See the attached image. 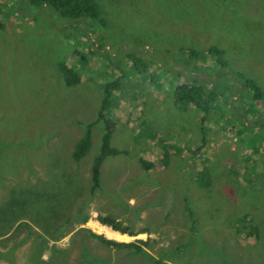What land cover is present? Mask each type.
Masks as SVG:
<instances>
[{
	"label": "rangeland",
	"instance_id": "rangeland-1",
	"mask_svg": "<svg viewBox=\"0 0 264 264\" xmlns=\"http://www.w3.org/2000/svg\"><path fill=\"white\" fill-rule=\"evenodd\" d=\"M98 1L107 21L100 28L28 0H0V213L16 210L21 189L34 188L40 209L64 213L57 231L37 228L39 240L2 237L0 264H35L39 242L40 264H264V151L256 149L264 140V0ZM211 46L223 55L204 56ZM185 48L200 58L183 57ZM133 51L148 70L129 63ZM67 67L83 80L68 85ZM193 67L224 92L210 97L205 120L170 90ZM119 76L112 144L123 152L104 160L102 185L92 191L105 130L98 111L105 84ZM246 78L263 91L260 109ZM89 125L92 146L75 161ZM143 158L154 167L145 169ZM99 214L132 233L102 224ZM244 215L260 229L255 242L238 231ZM50 217L43 222L56 220ZM88 229L144 243L140 250L106 246Z\"/></svg>",
	"mask_w": 264,
	"mask_h": 264
},
{
	"label": "trees",
	"instance_id": "trees-1",
	"mask_svg": "<svg viewBox=\"0 0 264 264\" xmlns=\"http://www.w3.org/2000/svg\"><path fill=\"white\" fill-rule=\"evenodd\" d=\"M29 4L37 9H47L51 12H55L59 17L65 18L71 21L77 22V26L81 27V22L90 21L94 26L100 28V26H105L107 21L105 17H103L102 6L98 0H28ZM68 27V26H65ZM95 43V39L93 41ZM184 53L183 57L188 58L190 60L199 59L201 56V52L194 48H185L183 49ZM204 56L207 55H216L221 57L223 55V51L216 46H211L208 49L204 50ZM127 60L131 63L137 71H145L148 70V63L145 58L136 53L135 51L131 52L127 55ZM219 66L217 70L222 73L225 61L220 60ZM222 65V66H221ZM155 66V65H154ZM159 66V65H158ZM187 78L185 76L180 77L178 80L172 82V95L176 103L178 104H186L194 106L200 109L203 113V119L208 116L211 111V107L209 106L210 97L223 95L224 92L216 90L220 86L218 84L217 77L216 82L214 84L213 78L210 80L212 86L207 82L200 81L199 75L196 73V70L193 68H188ZM64 78L68 85L78 84L83 80L82 74L77 71L74 67H67L64 69ZM220 73V76L223 75ZM224 78V77H220ZM215 79V78H214ZM245 85L253 91L255 102L257 104L258 109L261 108L263 91L260 86L252 79L246 78ZM122 88L121 77L119 76L117 79L112 80L105 84L104 88V97L101 103V106L98 111V119L102 120L104 123V133L102 135L101 145L99 153L94 158L91 167L92 173V191L99 189L102 185L101 176H102V164L104 160L109 156H118L123 151L118 149L112 144V136L115 131L116 122L114 121V117L116 115L115 108L116 102H114L113 97L118 90ZM230 95H236V92H233ZM113 109V110H112ZM114 116H113V115ZM252 116V115H250ZM92 126L89 125L86 129L84 135L77 142L74 151L72 152V158L75 161H79L82 159L90 150L92 146ZM257 133V132H256ZM259 134V133H258ZM263 149L256 148L258 152L264 151V140H263ZM166 155V152H165ZM142 166L149 170L154 167L155 163L151 160L141 159ZM35 189V188H34ZM33 189V190H34ZM24 195L22 201L17 204H14L17 209H11V213L7 208L5 212L0 213V239L2 237L7 238V241L10 239H17L19 234L28 233L31 236H34L39 240L40 226H46L54 229V232L61 226L60 220L64 213L58 208H54V210H42L40 206L36 203V195L33 194V190H24ZM27 192V193H26ZM33 197L32 199L30 197ZM34 205V206H32ZM19 207L29 208L33 207L35 210H19ZM51 216V217H50ZM50 217L51 219L47 223L43 221ZM88 220V216H86L82 223H86ZM98 220L105 225L111 226L114 230L120 231L122 233H132L128 226H123L122 222L116 217L109 214H99ZM191 230L196 234L197 231V220L193 215V211L191 212ZM44 223V224H42ZM240 227L238 231L244 233L248 239L257 241L260 236V229L257 224L254 223V220L251 217H247V215L243 216L238 220ZM36 226V227H35ZM38 228V229H37ZM89 234L97 239L100 243L106 246H112L117 248L127 247L133 248L135 250L142 249V243L140 241L133 242H122L115 239L108 238L103 234H98L88 229ZM2 241V242H1ZM0 244L3 243L4 240H1ZM6 241V240H5ZM43 243L38 244L37 249H34V254L36 257V263L40 264L42 259V249L45 247ZM41 251V252H40ZM150 264H164L163 258H155L154 261Z\"/></svg>",
	"mask_w": 264,
	"mask_h": 264
}]
</instances>
